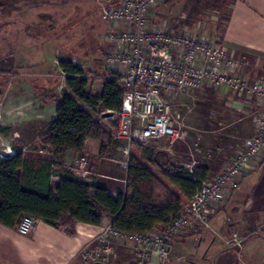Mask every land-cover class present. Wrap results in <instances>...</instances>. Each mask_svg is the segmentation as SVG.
<instances>
[{"label": "built area", "instance_id": "obj_1", "mask_svg": "<svg viewBox=\"0 0 264 264\" xmlns=\"http://www.w3.org/2000/svg\"><path fill=\"white\" fill-rule=\"evenodd\" d=\"M166 1L95 0L106 24L99 48L103 67L108 78L125 87L121 110L107 116L116 121L113 139L121 147L119 168L126 176L134 145L164 138L173 143L185 136L172 117V100L206 84L213 89L225 86L231 100L250 107L247 115L253 133L218 173L202 182L192 199L167 224L144 232H123L110 220L78 251L80 264H107L116 257V246L124 243L133 252L134 264H153V259L158 264H166L170 258L179 261L181 255L171 247L172 241L189 233L200 238L210 227L212 213L238 188L241 178L264 163V80L248 79L242 73L245 57L236 58L204 27L203 33L185 28L174 32L162 22L154 24L151 15ZM91 155L86 150L72 149L64 157L63 166L88 180L100 172L98 167L92 171ZM184 168L193 173L192 165ZM38 220L23 216L17 231L30 234ZM226 243L237 248L242 245L236 236Z\"/></svg>", "mask_w": 264, "mask_h": 264}, {"label": "crops", "instance_id": "obj_2", "mask_svg": "<svg viewBox=\"0 0 264 264\" xmlns=\"http://www.w3.org/2000/svg\"><path fill=\"white\" fill-rule=\"evenodd\" d=\"M229 6L227 22L221 38L217 37V43L236 55L245 54L251 67L247 65L248 73H252L258 80H264V0H232ZM5 18L8 20L11 15ZM10 24L12 25L9 19L6 27L0 29V35H4L0 47L3 54L0 57L7 66L0 71L13 73L9 70L13 68L9 60L13 53L12 48L21 51L25 46L18 42L12 44L5 38L10 35ZM30 40L28 44H32ZM15 65L20 71L7 83L4 88L6 93L3 91L0 102V127L7 130L5 133L0 132V138L6 140L4 146L0 147L14 152V139H20L22 151L28 154V146L39 138H35L34 133L40 126L44 132L56 117L57 102L50 97L58 96L56 89L52 87V80L60 69L58 64L50 62V57L35 63L19 62ZM175 101H178L180 106L196 108L195 116L192 115L196 118L193 120L195 124L188 125L187 113L182 120L185 119L190 128L195 126L194 129L200 131L204 130V124L207 122V117L204 119L203 115L221 118L229 113L241 118L250 112V107L242 104V101L237 100V103L231 100L225 86L213 89L206 84L195 93L178 96ZM221 122L217 124L221 125ZM91 143L97 151L98 143L89 140L87 146ZM175 147L173 143H169L165 149L172 157L175 154L181 159L183 152ZM86 148L82 150L88 151ZM118 148L121 151L120 145ZM217 149L227 151L223 146ZM69 152L70 150L67 154ZM37 154V157L51 156L49 152L40 149ZM98 154L95 153V156ZM230 157L231 155L227 154L219 161L216 157L208 161L209 163L206 161L194 168L205 169V176L208 178L219 172ZM103 168L108 169L105 165ZM90 179L87 181L93 183ZM108 189L114 196L118 194ZM222 214L224 217H220ZM110 220L104 217L99 225L77 223L74 235H67L41 220L36 222L28 235H21L16 226L7 227L0 224V264H80L76 258L78 251ZM233 236L241 240L240 248L227 245L226 241ZM171 247L181 255V259L175 262L170 258L166 264H264V163L241 178L231 197L225 199L221 207L212 213L210 227L200 238L194 233H189L174 239ZM115 251L116 257L107 264H134V255L128 243L117 245ZM153 264L158 262L153 259Z\"/></svg>", "mask_w": 264, "mask_h": 264}, {"label": "trees", "instance_id": "obj_3", "mask_svg": "<svg viewBox=\"0 0 264 264\" xmlns=\"http://www.w3.org/2000/svg\"><path fill=\"white\" fill-rule=\"evenodd\" d=\"M20 1L0 0L1 17L31 7V2L19 5ZM37 26L44 28L40 22ZM58 67L66 89L50 97L57 102L56 117L38 145L51 156L29 157L20 140L14 139L13 155L0 158V224L14 227L29 215L67 235L75 234L77 223L99 225L104 217L123 232H144L167 224L181 211L183 201H190L201 188L207 179L205 169L194 168L189 174L173 163L167 151L137 144L138 156L130 157L124 192L114 196L107 187L77 177L63 166L64 157L69 150L86 148L89 140L98 143L99 154L108 153L116 142V121L101 114L103 121L98 123L94 115L120 111L125 87L103 75L99 92H93L92 80L81 67L69 60H59ZM16 75L0 71V102ZM6 131L0 127V132Z\"/></svg>", "mask_w": 264, "mask_h": 264}, {"label": "rangeland", "instance_id": "obj_4", "mask_svg": "<svg viewBox=\"0 0 264 264\" xmlns=\"http://www.w3.org/2000/svg\"><path fill=\"white\" fill-rule=\"evenodd\" d=\"M231 1L167 0L154 10L151 15V21L157 25L162 22L166 29L174 32L185 28L188 30L196 29L197 32L199 30L200 33H203L202 27H204L210 36H216L217 39V37L221 38V34L225 28ZM26 2H31L32 4H29L31 7L24 6L22 10L14 12L8 20L2 18L0 14V25L5 21H9V19L12 23L9 28L10 35L5 38L12 44L18 42L25 46V49L21 51L12 48L13 53L9 60L13 64V68L11 67L9 70H12L13 73L20 71L15 65L19 62L35 63V61H43L44 58L47 60L50 57V62L57 65L59 60H69L81 67L85 75L92 80L91 90L99 92L101 78L103 75H107L103 67V57L99 51L102 45L100 35L105 32L106 24L100 18L99 7L95 3V0H22L19 2V5ZM39 22L44 28L37 26ZM4 26H1L0 29ZM19 29H21V32ZM23 33L24 35L26 33L28 35L24 36ZM28 36L32 37V39ZM29 38L32 40V44H28ZM3 39L4 35H0V47H2ZM2 54L0 51V56ZM241 56L245 57V66L243 64L242 73L250 80L259 79L252 73H248V66L249 68L251 67L247 56L243 53L239 55L235 54L236 58ZM1 58L0 69L4 70L7 66L5 63L3 64ZM47 71H49V68H47ZM63 77L64 74L58 70L52 80V87L56 89L59 96L66 89ZM195 91L191 93H195ZM195 110L196 108H192L191 106L188 108L180 106L178 101L172 100V117L176 121V126L185 133V136L173 142L176 150L179 148L183 152L181 159L175 154L172 157L167 151L176 166L183 167V165L188 164L192 165L194 169V167L203 165L204 162L211 161L216 157L219 161L227 156V154L232 155L241 148L244 139L253 133V124L249 115L240 118L238 115L235 117L231 114L229 115V113L221 118L209 114L203 115L202 118L206 119L207 117L204 130L194 129L195 126H191L194 127L192 129L188 125L195 124L193 121L196 119L194 118ZM186 113L189 115L188 125L185 119L182 120V117ZM94 118L98 123H101L103 121L101 111L94 115ZM219 121H222L221 125L217 124ZM114 133L115 131L113 135ZM42 134L43 130L40 126L38 131L34 133L35 138H39L35 139L34 144H31L27 148V155L29 157H36L38 155V145ZM4 143H6V140L0 138V146H4ZM119 145V142H115L108 149L107 154H98L96 156L95 153L97 151L94 150L95 148L92 143L86 148L92 154L90 157L92 171H95L96 167H100L99 175L92 174L89 177L91 178L90 181L107 186L114 194L124 192L127 184V175L125 176L117 164V157L120 156ZM168 145L169 140L167 138L151 141L147 144V146L165 151ZM136 146L134 145L132 148L130 157L138 156ZM219 146H223L227 151L217 149ZM103 165L107 166L108 169H104ZM100 175L103 177H100ZM187 202L183 201L182 209ZM220 217H224V215L222 214Z\"/></svg>", "mask_w": 264, "mask_h": 264}, {"label": "water", "instance_id": "obj_5", "mask_svg": "<svg viewBox=\"0 0 264 264\" xmlns=\"http://www.w3.org/2000/svg\"><path fill=\"white\" fill-rule=\"evenodd\" d=\"M113 113L110 111L104 112V116H111ZM10 157V153L6 149H0V158H8Z\"/></svg>", "mask_w": 264, "mask_h": 264}]
</instances>
